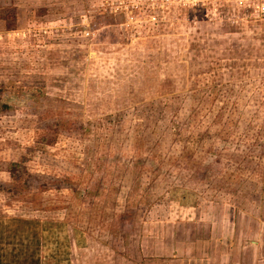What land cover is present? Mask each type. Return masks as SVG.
I'll return each mask as SVG.
<instances>
[{"label":"rangeland","instance_id":"rangeland-1","mask_svg":"<svg viewBox=\"0 0 264 264\" xmlns=\"http://www.w3.org/2000/svg\"><path fill=\"white\" fill-rule=\"evenodd\" d=\"M210 202L264 230V0H0L1 263L144 264Z\"/></svg>","mask_w":264,"mask_h":264},{"label":"crops","instance_id":"crops-1","mask_svg":"<svg viewBox=\"0 0 264 264\" xmlns=\"http://www.w3.org/2000/svg\"><path fill=\"white\" fill-rule=\"evenodd\" d=\"M213 203L171 216L158 237L140 235L136 249L153 256L144 264H264V230L246 226V212L229 202Z\"/></svg>","mask_w":264,"mask_h":264},{"label":"trees","instance_id":"trees-1","mask_svg":"<svg viewBox=\"0 0 264 264\" xmlns=\"http://www.w3.org/2000/svg\"><path fill=\"white\" fill-rule=\"evenodd\" d=\"M25 246H23L22 248H24ZM27 247V246H26ZM12 251H14V250H12ZM15 252V251H14ZM31 253H33V252H31ZM7 255V254H6ZM16 257H18V256H22L21 257V260H22V263L21 262H13V263H21V264H38V262H39V260L38 259H33V257H34V253L33 254H30L29 253V251L28 250H26V251H24V250H22L21 252H20V250H18V252H15V254H14ZM31 256V258H30V256ZM2 256V255H1ZM1 256H0V258H1ZM14 256V257H15ZM29 257V258H28ZM0 264H7V263H1V259H0Z\"/></svg>","mask_w":264,"mask_h":264}]
</instances>
